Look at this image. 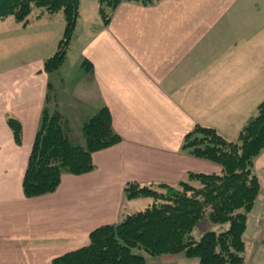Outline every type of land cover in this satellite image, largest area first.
Instances as JSON below:
<instances>
[{
	"label": "crops",
	"instance_id": "obj_1",
	"mask_svg": "<svg viewBox=\"0 0 264 264\" xmlns=\"http://www.w3.org/2000/svg\"><path fill=\"white\" fill-rule=\"evenodd\" d=\"M31 21L0 20V264H53L87 245L94 230L148 204L125 196L129 182L177 184L190 172L222 173L221 165L182 150L185 135L202 124L237 140L264 101V0L124 1L108 25L96 19L74 36L82 68L73 81L44 68L63 18L57 26L55 15ZM25 32L30 40L16 42ZM49 82L51 105L79 143L84 120L102 107L122 141L93 154L95 170L66 173L55 192L27 197L24 178ZM9 116L21 122L20 143ZM253 171L263 176L255 207L263 204L246 264H264V150ZM149 263L200 264L184 254Z\"/></svg>",
	"mask_w": 264,
	"mask_h": 264
},
{
	"label": "trees",
	"instance_id": "obj_2",
	"mask_svg": "<svg viewBox=\"0 0 264 264\" xmlns=\"http://www.w3.org/2000/svg\"><path fill=\"white\" fill-rule=\"evenodd\" d=\"M124 1L155 4L157 0H98L103 24L108 25ZM81 0H0V20L10 16L23 24L35 10L44 14L59 11L64 32L56 51L44 62L47 73L58 71L66 61L80 16ZM84 68H89L86 61ZM49 82L40 125L24 178L27 197L55 192L66 173L81 175L96 169L93 154L122 141L115 131L107 107L83 122L84 143L71 133L65 116L51 103L55 98ZM17 143L21 122L8 117ZM182 150L222 166V173L190 172L177 184L129 182L124 193L129 199L152 198L147 208L126 215L116 224L104 225L90 234L82 248L53 260V264H151L165 254H184L200 264H246L249 214L261 191V179L253 171L255 159L264 150V101L241 129L237 140L216 128L196 124L183 139ZM227 226L194 236L206 218Z\"/></svg>",
	"mask_w": 264,
	"mask_h": 264
},
{
	"label": "rangeland",
	"instance_id": "obj_3",
	"mask_svg": "<svg viewBox=\"0 0 264 264\" xmlns=\"http://www.w3.org/2000/svg\"><path fill=\"white\" fill-rule=\"evenodd\" d=\"M99 2L98 0H83V4H82V17L79 18L78 21V25L76 27L74 36H76L77 34H79L81 32L82 29H84L87 25H89L90 23H93L96 21V19L102 20V16L100 14V8H99ZM81 8V6H80ZM39 10H35L33 11V13L29 16V20H33L34 18H36V15L39 13ZM45 16H52L55 15V23L56 26L58 25V21L59 18L62 17L64 20V16H63V12L59 11L55 14H44ZM12 17V16H10ZM29 21V22H30ZM34 21H31L30 23L32 24ZM61 26V24H60ZM31 36H29L28 33H24V35L19 36V38L16 40V42H20L23 43L22 40H26V42H28L30 40ZM25 42V43H26ZM14 46H16V48H18L17 44H14ZM10 50H14L15 48L8 44ZM18 49H23L24 51L28 50L29 47H27L26 45H24V47H20ZM23 51V52H24ZM81 64L82 61L80 59L79 56V43L78 41H75V38L73 39V43L71 45V48L67 54V58L66 61L64 63V65L59 69L61 70L60 72L62 73V75H64L65 77H68L71 81L76 80L79 72L81 71ZM58 70V71H59ZM57 72V71H56ZM59 85V83H57V86ZM56 86V87H57ZM53 91L55 92V88H53ZM260 179L262 180L263 176L259 173ZM264 182V180H263ZM140 200H144V199H140ZM147 201H140V202H148V204H144V205H140L142 203H138L139 206H137L135 211L138 210H142L145 209L147 207H149L153 202L154 199L152 198H146ZM263 202L259 201L256 205V207L251 211V213L249 214V221H248V229L246 232V241L247 243H249L250 238L249 236L251 235V230H253V224L256 222V214L258 212V209L260 206H262ZM227 226H221L220 224H214L212 223L209 218H208V213L205 219H203L196 227L195 231H194V236L196 238H200L201 235L207 231V230H222V229H226ZM249 245V244H248ZM258 264V263H257Z\"/></svg>",
	"mask_w": 264,
	"mask_h": 264
}]
</instances>
